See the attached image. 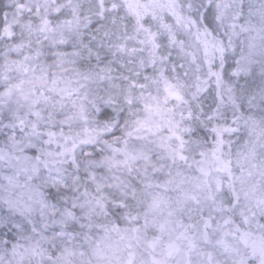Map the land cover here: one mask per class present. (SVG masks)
<instances>
[{"label":"clouds","instance_id":"clouds-1","mask_svg":"<svg viewBox=\"0 0 264 264\" xmlns=\"http://www.w3.org/2000/svg\"><path fill=\"white\" fill-rule=\"evenodd\" d=\"M0 264H264V0H0Z\"/></svg>","mask_w":264,"mask_h":264}]
</instances>
